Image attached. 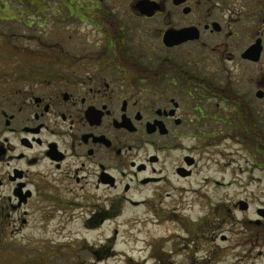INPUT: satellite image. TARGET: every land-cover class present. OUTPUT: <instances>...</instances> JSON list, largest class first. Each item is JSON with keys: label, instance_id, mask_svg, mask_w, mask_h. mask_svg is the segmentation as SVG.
I'll return each mask as SVG.
<instances>
[{"label": "flooded vegetation", "instance_id": "1", "mask_svg": "<svg viewBox=\"0 0 264 264\" xmlns=\"http://www.w3.org/2000/svg\"><path fill=\"white\" fill-rule=\"evenodd\" d=\"M35 1L0 3V236L52 225L30 264H264V208L220 231L202 194L218 139L264 174V0Z\"/></svg>", "mask_w": 264, "mask_h": 264}, {"label": "rangeland", "instance_id": "2", "mask_svg": "<svg viewBox=\"0 0 264 264\" xmlns=\"http://www.w3.org/2000/svg\"><path fill=\"white\" fill-rule=\"evenodd\" d=\"M29 2L36 1L31 0ZM6 3L13 4L19 2L16 0H6ZM217 141L218 145L212 147L214 152L213 158L217 165V172L212 175L211 178L213 180L211 184L207 186L205 183L203 184L202 194L204 205L206 201H209L213 206H215L214 204L216 203L219 206V222H222V220L225 221V223L223 222L221 225L220 231H226L228 228H231L235 234L250 232L253 237L259 230L255 228V226L249 225L247 221L255 220V218H257L255 210L264 208L262 207V205H264V174L263 172H251V177L255 178L256 181H252L250 186L246 188L244 184L248 179V175L240 172L241 167L244 169L248 166L244 161L245 156L240 155L238 152L231 151L228 148L227 140L218 139ZM258 179H260V181H257ZM215 180L219 181L220 184L218 186L214 184ZM231 182H233V184H231ZM247 195H249V199H247ZM208 196L210 197L207 198ZM233 198L234 200L239 198L247 200L250 204V208L246 213L235 211L229 214L230 218H228L229 216L226 215V209L231 207ZM33 223L35 224L34 227H36L37 224L35 222ZM51 228L52 225L45 231L47 234H41L35 229H27L20 234L0 236V264L33 263V260L35 261V259L40 258L39 252L36 251L37 247L47 242V237L53 241L58 238V234H51ZM8 236L9 239H12L10 242L7 239ZM81 236L84 235H73V237ZM107 237H109L108 230L105 232L85 234V238L94 243L103 242ZM41 238H43V240ZM235 240L242 241L239 235ZM134 241L135 239L132 235H126L124 233H120V236L116 239V242L133 243Z\"/></svg>", "mask_w": 264, "mask_h": 264}, {"label": "trees", "instance_id": "3", "mask_svg": "<svg viewBox=\"0 0 264 264\" xmlns=\"http://www.w3.org/2000/svg\"><path fill=\"white\" fill-rule=\"evenodd\" d=\"M17 1H19V0H17ZM22 1H24V0H22ZM26 1V0H25ZM27 1H31V0H27ZM0 2L1 3H4V2H6V0H0Z\"/></svg>", "mask_w": 264, "mask_h": 264}, {"label": "water", "instance_id": "4", "mask_svg": "<svg viewBox=\"0 0 264 264\" xmlns=\"http://www.w3.org/2000/svg\"><path fill=\"white\" fill-rule=\"evenodd\" d=\"M243 210H245L246 209V207L245 206H243V207H241ZM260 212V211H259Z\"/></svg>", "mask_w": 264, "mask_h": 264}]
</instances>
